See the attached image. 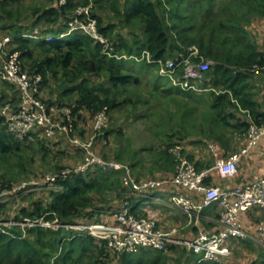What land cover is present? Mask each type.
Wrapping results in <instances>:
<instances>
[{"label": "trees", "instance_id": "trees-1", "mask_svg": "<svg viewBox=\"0 0 264 264\" xmlns=\"http://www.w3.org/2000/svg\"><path fill=\"white\" fill-rule=\"evenodd\" d=\"M18 1L0 0V30L12 38V45L10 48L6 45V51L18 52L22 70L40 76L39 91L47 88L51 92L54 86L60 87L61 95L67 96L66 101L50 98L42 101L49 106L66 104L73 117V129L78 127L74 117L84 119L80 112L87 113V119L92 123V116L100 110L108 114L128 106L124 109L125 113L127 111L129 117L138 118L133 113L137 111V104L143 102L146 92L148 97H159L169 105H176L178 110L170 120L179 114L180 122H167L170 126L168 130H163L164 138L159 146L143 148L141 152H149L154 167L158 165L156 167L160 171L174 174L177 161L172 149L180 146L182 156L197 171H201L184 148L187 142L192 141L193 129L182 124V120L185 117L193 120L198 117L193 114L195 107L191 104L199 101L193 90H181L174 85L166 87L159 75L152 82L149 81L146 75L156 65L154 63L117 58L122 54L140 58L143 51L152 59L184 57L193 45L198 49V56H193L194 60L198 61L201 57L214 62L201 79L211 84L212 92L209 91L207 100H203L207 111L201 114L202 123L196 126L198 134L208 136L215 144L222 138L224 129L247 136L251 122L264 124V109L255 99L256 94L249 82L264 75V43L259 45L256 35L250 33L253 22L264 19V0H52L49 6H36L32 11L33 23H50V26L38 31L21 24L19 16H14L13 11L9 10L8 6ZM191 4L196 5L194 10L201 11L199 21H190L187 8ZM80 7L88 8V11L79 13ZM78 20L85 24L94 20L96 33L102 41L84 29H71V24ZM47 37L53 39L48 42ZM136 65L144 66L146 72L142 73V68ZM254 66L260 68L257 73ZM181 74L182 68L178 67L176 75L179 77ZM167 82L171 81L167 79ZM1 83L17 94L15 86L4 80ZM141 85L146 90L139 88ZM218 86L221 87L219 94L215 92ZM6 102L13 104L16 101L1 90L0 105ZM240 108L247 113L240 112ZM156 127L163 129L162 125ZM111 133L121 134V128L103 129V134L98 135L96 140L104 144V140H110ZM49 139L38 128L32 139L18 140L7 131L0 116V168L4 172L1 186L10 187L13 181L27 180L34 174L37 157H40L46 169L47 155L51 149L61 147L60 140ZM116 141L122 144L121 140ZM59 151L65 152L62 149ZM141 152H132L126 147L113 158L121 160L123 155H127L133 165L140 166L141 172L147 168L143 165L146 160ZM71 165L74 166L57 161L49 169L55 172ZM152 167H148L150 175L154 173ZM53 185L61 189L41 192L39 200L34 201L30 209L25 207L26 204L17 207L14 218L18 221L43 218L63 224H76L83 220L98 222L100 213L112 208L115 211L131 200L121 185L120 173L108 167L95 166L83 173L58 177ZM109 197H112L110 202ZM131 212L145 217L133 208ZM113 223H116L115 217ZM2 229L7 232L0 229V264H49L50 257H55L51 264H80L83 258H87L89 264L164 262L165 249L139 248L140 255L135 259L137 256L128 255L130 252L113 250L105 241L75 230L62 229V232L60 228L46 230L42 226H35L30 228L32 237H25L16 226H2ZM60 245H64L61 252L58 251ZM44 248H49V251ZM219 263L204 261L200 255L195 260V264ZM249 264L263 263L254 261Z\"/></svg>", "mask_w": 264, "mask_h": 264}, {"label": "built area", "instance_id": "built-area-1", "mask_svg": "<svg viewBox=\"0 0 264 264\" xmlns=\"http://www.w3.org/2000/svg\"><path fill=\"white\" fill-rule=\"evenodd\" d=\"M83 11L87 12L88 8H84ZM75 23L78 22L75 21L71 24V29H84L102 41L96 33L94 20H90L86 24L84 23L85 25L82 22H79L81 24ZM33 37L37 36L34 35ZM52 39V37L46 38L48 42ZM7 41V38L0 40V79L15 86L18 94L17 104L6 102L0 107V116L3 118L7 131L18 140L25 138L32 139L33 133L38 128H41L43 134L47 137L52 136L58 131H63L70 136L72 120L70 108L66 106L61 107L59 109L61 118L55 116V108L47 105L38 96L40 76L28 74L22 70L18 52L7 53ZM189 49L190 52L184 57L167 58L165 60L152 59L146 51L142 52L140 58H137L135 55L129 56L125 54L118 55L117 58L146 59V62L156 64L159 67L160 76L167 77L175 87L181 90H195L194 83L202 79L212 62L201 57L198 61L194 60L193 56H198V49L195 47H190ZM109 54L110 56H114L112 53ZM178 67L182 68V74L179 77L176 75ZM259 69L258 66H254L256 73ZM262 69H264V66ZM108 121L107 112L100 110L92 116L93 132L88 138L80 140L79 138L70 137V140L83 151V158L79 164L52 172L30 182L27 180L22 181L17 187H2L0 184V203L5 202L4 198L7 196L15 199L37 189L51 188L54 186L53 181L58 177L65 178L71 173H83L92 167L100 166L115 170H125L131 180L132 188L137 192L162 185H177L201 192L202 199L200 202L191 200L181 192L174 193L170 196L171 204L189 216L192 212L199 213L203 208L217 204L221 210V229L209 234L200 231L190 240H177L172 236L173 230H161L156 227L152 219L140 217L132 213V204L128 201L114 211L113 215L116 223L102 224L81 221L76 224L58 223V225L64 227L77 226L79 229L87 230L90 236L102 239L110 248L119 252H133L139 248L164 250L169 243L173 242L183 245L195 254H199L202 260L211 262H221L222 259L230 256L231 249L228 242L232 237H245V232L237 222L239 213L241 212L249 210L252 207L261 209L262 216L258 229L259 234L264 236V173L245 185L230 189H224L215 185H205L203 180L209 170L197 171L194 165L182 156L180 153L181 147L176 146L172 149L177 161L176 171L171 177L161 179L149 178L136 181L130 176L129 168L126 164L113 159L108 160L93 150L97 136L103 134V129L107 127ZM246 138L247 141L243 147L233 152L227 159H216L213 169L216 170L219 177H231L236 173L240 158L247 155L264 138V124L257 125L251 122L248 126ZM104 142L106 141L104 140ZM58 189H61V187ZM14 212H10L9 217L12 218H9L7 221L0 220V229L3 232L7 231L2 229V226L10 227L21 224L22 220L18 221L14 218ZM26 219L29 218L23 220Z\"/></svg>", "mask_w": 264, "mask_h": 264}, {"label": "crops", "instance_id": "crops-1", "mask_svg": "<svg viewBox=\"0 0 264 264\" xmlns=\"http://www.w3.org/2000/svg\"><path fill=\"white\" fill-rule=\"evenodd\" d=\"M250 32L256 35L258 44L262 45L264 43V19H256L250 28ZM3 38L4 37H2V39ZM5 38L8 39L7 45H12V38L10 36ZM41 91H39L38 93L41 100L45 99L44 97H42V94L44 93H46V95H48L52 100H67V96L63 97L61 95L60 87L54 86L51 92L47 88H45L44 92ZM255 99L264 109V98L262 99V97H260L258 93H256ZM50 106H53L55 108L54 114L57 118H61L59 109L63 106L68 107L66 104H50ZM240 110L242 109L240 108ZM242 112L244 114L247 113V111L245 110H242ZM80 114L84 119L74 117V119L78 121V127L75 131L72 128L71 124V131L69 133L70 136H68L63 131H58L55 132L52 136L48 137V139L51 138L49 140L52 141L60 140L61 147L59 149H62L65 152H60L59 149L57 150L56 148L51 149L50 153L47 155V164H45V168H51V166L53 165L52 159H54L55 162H66L68 164H79L81 162L83 158V151L77 144L70 140V137L85 140L92 134L93 131L92 123L87 119V113L80 112ZM221 136L222 138L220 140H217L215 142V145L212 144L214 142L210 141L208 136H194V134H192V141L187 142L188 144H186L184 147L187 154L190 156L191 161L196 164V167L198 169L204 170L207 168V170H209L208 174L204 177L203 180V183L205 185H215L220 186L224 189H230L236 186L245 185L264 173L263 138L258 142L257 146L249 151L247 155H244L240 158L237 165V171L233 176L225 178L219 177L216 170L213 169V165L216 159H227L233 152L243 147V145L247 141L245 134L241 135L238 131L232 129L222 130ZM103 145L104 144H102V142L96 140L93 145V150L97 154L101 155ZM125 146L130 148L132 152H141L139 150H134L129 145V143L124 144L122 141V144L117 143L116 149H114L112 154L109 155L110 158H113L118 152H120L121 149L124 150L126 148ZM58 147L59 146H57V148ZM143 148L146 147H142L141 149ZM75 153H79L81 155L79 161L73 160V158L70 157L71 154ZM103 156L108 157V154H105ZM121 160L122 164H126L128 166L130 176L136 181L146 180L150 177L154 179L169 178L173 175L172 172L169 171H160L157 168L158 165H156L157 167H154V163H151L149 157H145L146 162L143 165H145V167L147 168H144L143 171L141 170V172H139L140 166L136 164L133 165L127 158V155H123V158ZM37 161H40L39 164L44 167V164H42L40 157L36 158V162ZM152 165V168H154V173L150 175L148 167ZM116 171L120 173V182L122 187L124 188L125 194L130 195V203L132 204L131 208H133L136 213L152 219L157 228L164 231L173 230L174 233L172 234V236L174 239L190 240L194 238V236L200 231L209 234L221 229V210L217 204H212L209 207H205L199 213L192 212L190 216L175 208L171 204L170 196L174 193L181 192L191 200L200 202L202 199L201 192L193 191L177 185H162L155 188H147L142 192H137L132 188L131 180L126 171ZM108 199L110 202L112 197H109ZM113 209L114 208L108 209L109 211L100 213L97 223L112 224V220L114 219ZM261 216V209L257 207H252L249 210L239 213L237 222L246 235L245 237L239 238L232 237L229 240L228 244L231 249V254L229 257L222 259L219 264H249L254 261L262 262L264 264V236L259 234L258 229L261 221ZM92 237L96 240L103 241L96 236ZM167 247V249L165 248V251L163 252V264H195V260H197L198 258V255L188 252L189 250L187 248L185 249V247L181 244L172 242L169 243ZM140 252L141 250L133 251L128 253V255L134 256L135 258L137 255H140Z\"/></svg>", "mask_w": 264, "mask_h": 264}, {"label": "rangeland", "instance_id": "rangeland-1", "mask_svg": "<svg viewBox=\"0 0 264 264\" xmlns=\"http://www.w3.org/2000/svg\"><path fill=\"white\" fill-rule=\"evenodd\" d=\"M64 0H61V2H63ZM52 0H20L18 1L16 4H11L10 6H8L9 10L13 11L14 16H19V19L22 21L21 24L28 26V28L30 29H35V30H40V28L43 27H48L50 26L47 23H33L34 20V16L32 15V11L36 6H42V7H47L51 4ZM196 5L191 4V6H189L187 8V12H189V18L190 21L194 22V21H199L201 19V11L200 10H194L193 8ZM84 8L80 7L78 9V11L84 12L83 11ZM78 23L75 24H81L79 23L80 21H77ZM83 25H85L83 23ZM54 26V25H53ZM52 27V26H51ZM28 29V30H30ZM251 33V32H250ZM4 31L0 30V37H9L8 34H6L4 36ZM252 34V33H251ZM3 38V39H4ZM192 47H195V45H193ZM10 48V46H9ZM196 48V47H195ZM128 59V58H127ZM209 61L212 62V64L214 63L212 60L207 59ZM145 61L146 63V59H142L140 60ZM136 67L142 68V73H145L146 69L145 67L141 66V65H136ZM138 69V68H137ZM29 74V73H28ZM157 75L160 76L159 74V67L157 65H154V67H151V71L147 76V79L149 81H153ZM167 77H161L162 82L166 85V87H173V83L171 82H167ZM207 82V81H206ZM250 84L253 86V88L251 90H253V92L258 93V95L260 97H262V99L264 98V75L263 76H257L254 80H250L249 81ZM143 85V84H142ZM139 86V88H141L142 90H146L145 87L143 86ZM195 90H193L196 99H198L199 101H195L192 102L191 104L194 105L195 107V111L193 112V114H195L196 119H190L188 117H185L182 120V124H184L185 126H187L189 129L192 128L193 129V134L194 136H201L198 134L197 131V124L198 123H202V113L207 111V105L204 104L203 100H207L209 91L212 90V88L210 87L211 84H206L204 82L201 81V79L197 80L195 83ZM132 87V86H131ZM1 90H5L6 93H8L10 96H12L14 98V101H16L13 104H17L18 103V94H13V91L10 89L5 88L4 86L1 85L0 83V91ZM45 88L41 91L44 92ZM221 87H215V92L216 93H220ZM212 92V91H211ZM218 93V94H219ZM42 94V93H41ZM148 93L144 92L143 95V102L142 103H138L137 104V111L135 113H133L135 116H138V118L133 117L128 115L127 111L125 113L124 109L129 108L128 106L124 107L123 110L121 111H117L114 110L113 112L108 113V125L105 128L109 129V128H115L117 129L118 127L121 128V134H117V133H111L110 136V140L106 141L104 143V145L102 146V154L101 155H105L108 154V157H106L108 160H111L112 158H110V154H112L113 150L116 149V145H117V141L116 139L122 140L123 143H129V145L134 149V150H143L141 149L142 147H156L159 146V144L163 141V130H168L170 123V117H172V114H174L175 112H177V106L173 105V104H167L165 102V100H162L159 97H148L147 95ZM53 95V93H52ZM42 97H44L45 99L49 98L48 95H46V93L42 94ZM44 99V100H45ZM150 99V100H149ZM233 102H235L232 99ZM155 105V106H154ZM3 106V104L0 105V107ZM240 112H242V110H240ZM149 114L151 115V117H148ZM170 114V115H169ZM145 116V118H143ZM172 123L175 122H180V116L175 115L173 116V120L171 121ZM162 125L163 129H158L156 126ZM81 127V126H80ZM76 131V129H74ZM79 130V129H78ZM200 138V137H198ZM151 153V152H150ZM142 156L145 157H149L150 155L148 151H142L141 152ZM152 154V153H151ZM50 156V155H49ZM71 158H73V160H78L79 158H81V155L79 153H75V154H71L70 155ZM51 158V157H50ZM113 160L118 161L121 163L122 160L118 159V157H115V159L113 158ZM77 161V162H78ZM55 160L52 159V163H54ZM40 161H37L34 166H33V172L34 174L31 175L29 178H26L28 182L33 181L34 179L37 178H41L44 177L47 174L52 173L53 171L50 170L49 168L44 169L43 166L41 164H39ZM76 164H74L75 166ZM69 167H73V165L69 166ZM44 173V174H43ZM4 175L3 170L0 168V181L2 180V176ZM8 177V176H7ZM22 181H13L12 182V186L17 187L18 185L21 184ZM1 183V182H0ZM59 187H57L56 185L52 186L51 188H42V189H37L36 191H31L29 193H25L23 194L21 197H17V198H13L10 196H7L6 198H4L5 202L0 203V220H5L7 221L9 218V214L10 212H14L17 207L19 206H23L24 204H26V208L30 209L32 207V203L34 201L39 200L38 199V195H40L41 192H47L49 191L48 189H54V190H59ZM45 203V202H43ZM15 214V212H14ZM45 224H49V225H45ZM35 226H42L44 229L49 230V229H66V230H75L76 232H82L85 233L86 235L88 234L87 230L84 229H79L77 226H73V227H64L61 225H58V223H52L51 221H44L42 218H38V219H26V220H22L21 224L19 226H16L17 229H19L22 232V235L27 237H32V234L30 233V228L35 227ZM12 227V226H10ZM62 232H64V230H62ZM46 239H48L46 237ZM45 246V245H43ZM63 246L64 245H60L58 251H62L63 250ZM45 251H49V248H44ZM139 249H137L136 251H138ZM199 256V254H196ZM139 256V255H138ZM138 256L135 258L137 259ZM55 257H50L48 259V262H50L49 264L53 263V261ZM82 260V259H81ZM80 264H89L87 261V258H83V260L81 261Z\"/></svg>", "mask_w": 264, "mask_h": 264}]
</instances>
